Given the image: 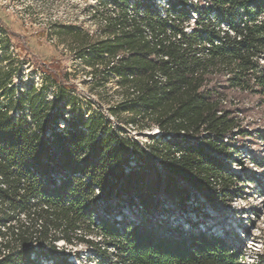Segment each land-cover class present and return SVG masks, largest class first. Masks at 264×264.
Instances as JSON below:
<instances>
[{"label":"trees","instance_id":"trees-1","mask_svg":"<svg viewBox=\"0 0 264 264\" xmlns=\"http://www.w3.org/2000/svg\"><path fill=\"white\" fill-rule=\"evenodd\" d=\"M169 1L163 17L153 0H112L105 37L87 38L75 50L92 64L95 80L118 77L123 95L112 114L159 127L162 134L145 146L103 112L86 116L68 73L43 69L41 87L16 84L24 62L8 51L11 37L0 26V264H68L57 257L61 240L87 244L98 264H238L239 253L224 237L181 226L162 234L149 218L160 208L165 181L183 209L189 186L211 201L225 200L235 186L220 154L231 155L223 139L237 120L224 107L219 79L264 93V0ZM192 11L198 18L187 31ZM113 194L129 198L144 219H123L124 227L96 219L99 198Z\"/></svg>","mask_w":264,"mask_h":264},{"label":"rangeland","instance_id":"rangeland-1","mask_svg":"<svg viewBox=\"0 0 264 264\" xmlns=\"http://www.w3.org/2000/svg\"><path fill=\"white\" fill-rule=\"evenodd\" d=\"M113 8L112 0H0V26L11 37L8 51L14 58L24 62L21 73L14 74V82L20 87L31 81L36 85V77L43 73V69L58 72L61 76L68 73L69 81L75 87L78 105L85 110L86 116L93 111L110 113L111 107L121 99L122 89L117 87L114 77L105 83L103 80H95L92 64L76 56L75 50L87 38L94 41L105 37V16L111 14ZM4 53L5 49L0 46V57ZM260 63L264 65V56L260 58ZM219 80L226 86L224 107L233 110L237 120L227 146L233 145V152L240 149L247 156L241 157L234 153L227 160L223 159L224 165L235 172L236 190L233 196L228 197L229 200L211 201L203 192L192 191L187 207L183 209L166 192L165 181L160 191L164 199L160 208L149 219L151 224L160 226L162 234L171 229V226H181L184 232L208 234L222 242L224 237L229 241L224 244L238 252L239 257L242 249L235 245L244 247L246 242L241 229L249 228L248 231H251L259 222L250 213L253 210L261 213L264 208V93L259 86L256 90L235 89L227 87L224 78ZM50 90L47 98L51 100L55 98V89L52 91L53 95ZM116 115L115 121L123 127L125 135L141 141L144 146L155 139L157 126L148 127L142 122L139 126L127 124L129 113L120 112ZM153 160L165 179L162 161L157 157ZM132 161L135 163L136 160ZM261 181L262 187L257 188V183ZM235 195L237 196L234 197ZM102 199L104 197L99 198L96 219L101 216L116 219L119 226L124 227L123 219L128 223L139 224L145 217L142 211L139 212L130 203L129 198H119L113 194L108 201ZM94 239L99 240L100 237L94 236ZM239 240L241 245L237 243ZM57 244L60 247L57 249L60 262L63 257H68L71 264H76L73 261L85 264V258L78 259L80 256H95L93 251L87 250L85 243L72 246L59 241ZM70 249L71 254L68 255ZM75 254L78 258H75Z\"/></svg>","mask_w":264,"mask_h":264},{"label":"built area","instance_id":"built-area-1","mask_svg":"<svg viewBox=\"0 0 264 264\" xmlns=\"http://www.w3.org/2000/svg\"><path fill=\"white\" fill-rule=\"evenodd\" d=\"M153 3L160 10L161 15L163 17H166L167 14H168V10L171 7L170 1L169 0H153ZM208 3L209 2H207L206 0H189V4L190 5L198 4L200 6H205ZM262 14L264 15V12ZM197 18H198V15H197L196 11H192L191 12V18H190L189 25L186 27V30L187 31H191L193 29V27L196 24V19ZM222 26H223V28L226 27L225 24H222ZM121 56H122V54L120 53V54H118L115 57V59H119ZM43 77H44V74L42 72L39 73V75H37V77H36L37 78L36 79V82L37 83L35 85L36 87H41L43 85V82H44V78ZM114 78H115L116 81L118 80V77L116 75H115ZM116 84H117V82H116ZM117 87L119 89H121L119 84H117ZM54 89H55L54 87L51 88V90H50V93L51 94H52V91ZM105 115L109 118V120L111 121V123L114 126H118L119 123H117V121H115V118L116 117H115L114 114H112L111 111H110V113L105 114ZM154 126H156V125H154ZM156 132H157L156 133V137H158V136H160L162 134L158 126H157V129H156ZM231 133H232V131L229 134L225 135V137L223 139V141L226 143V145H228L227 142L229 140L228 138H229V136H230ZM263 138L264 137H262V139ZM139 142H140L141 145H144L141 141H139ZM233 150H234L233 145L230 146V147H228V151L232 152L231 155H233L234 153H236L239 156L241 155V157H246L247 158V156H246V154H245L244 151H241L240 149H236V151L233 152ZM220 156H221L222 159H226V160H227L228 157H230V155L225 156V155H221V154H220ZM226 169L229 170V172L233 175V179H234L235 185H236V180H235L236 177L234 175L235 172H233V170L230 169L228 167V165L226 166ZM262 184H263L262 181L260 183H257V188H261L262 187ZM189 188L192 189V191L198 192V190L195 189V188H193L192 186H189ZM235 190H236V186H233V188L231 189V192H229V196L226 197L227 200H229L228 197L233 196V192H235ZM236 196L237 195H235L234 197H236ZM259 196H262V194L259 195ZM160 197L162 198V200L164 199L162 195H160ZM218 200H224V199H222V198L219 199L218 198ZM251 214L253 215L254 218H256V220H258L259 223L257 225H255V227L251 231H248L249 228H243V229H241V231L244 233L243 239L246 242H245L244 247H241L240 248V249H242V251H241V255L239 256V259H238V264H264V235H263V233H264V208L261 211V213H256V211L253 210L250 213V215ZM252 222L254 223V219L252 220ZM61 241H63L64 244L67 245L64 240H61ZM81 244L82 243L74 244L72 246H78V245H81ZM87 247H88L87 250H91L92 251L91 247H89L88 245H87ZM107 249L108 250H112V247H109ZM114 252H115V250H114ZM91 257H94V255L88 254L86 257H81L80 256L78 258V256L75 254V258H78L79 260L81 258L82 259L85 258V259H83V260H85V264H92V263L94 264V262L96 261V259L95 260L94 259H91ZM73 262L76 263V264H80V262H76V261H73ZM43 264H52V263H50V262L49 263L48 262H43ZM68 264H71V263H68ZM95 264H98V261ZM107 264H109V263H107Z\"/></svg>","mask_w":264,"mask_h":264},{"label":"bare ground","instance_id":"bare-ground-1","mask_svg":"<svg viewBox=\"0 0 264 264\" xmlns=\"http://www.w3.org/2000/svg\"><path fill=\"white\" fill-rule=\"evenodd\" d=\"M237 243L241 245V241L240 240ZM240 247H242V246H240Z\"/></svg>","mask_w":264,"mask_h":264}]
</instances>
